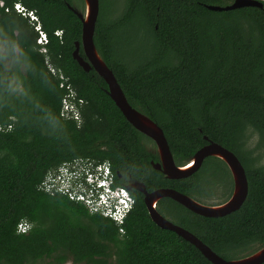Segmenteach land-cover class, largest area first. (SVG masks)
<instances>
[{
	"label": "trees",
	"instance_id": "16d2710c",
	"mask_svg": "<svg viewBox=\"0 0 264 264\" xmlns=\"http://www.w3.org/2000/svg\"><path fill=\"white\" fill-rule=\"evenodd\" d=\"M2 1L0 264H212L192 244L153 223L139 191H129L135 203L120 233L112 220L82 204L38 190L48 171L79 158L109 162L116 186H125L123 178L130 175L147 191L170 188L194 200L220 187L229 190L226 201L232 179L215 156L177 179L154 169L157 156L142 143L154 147L153 141L126 121L104 80L72 57L81 21L68 5L83 10V0ZM16 1L36 13L49 39L46 54L28 19L13 10ZM229 3L100 0L93 36L128 103L163 130L177 166L209 141L241 164L247 194L236 210L204 217L163 198L168 218L161 212L164 204L156 206L225 260L264 246V12L205 8ZM48 65L83 99L79 127L60 116L65 89ZM208 182L210 194L203 189ZM21 220L31 224L25 234L16 231Z\"/></svg>",
	"mask_w": 264,
	"mask_h": 264
},
{
	"label": "water",
	"instance_id": "95a60500",
	"mask_svg": "<svg viewBox=\"0 0 264 264\" xmlns=\"http://www.w3.org/2000/svg\"><path fill=\"white\" fill-rule=\"evenodd\" d=\"M83 3V12L68 5V8H70L81 21V38L80 41L75 42L72 57L85 72H89L93 69L104 80L108 87V95L113 100L126 121L154 142L158 154V162H151L154 169L160 171L168 179H177L194 173L200 167L204 158L208 156H215L227 165L233 182V189L230 197L226 201L219 203L220 206L205 205L170 188H163L153 192H148L142 183L139 182L132 183L127 187V189H135L143 194L144 205L153 223L161 229L174 232L179 237L192 244L212 264H237L240 262H244V264L263 263L264 246L248 255V257L245 256L246 258L242 257L239 259L225 260L216 254L209 246L198 239L193 233L168 221L158 213L155 206L156 202L152 204L153 200L157 197L169 198L191 212L204 217L222 216L236 210L243 202L247 194V181L244 170L232 152L211 141L202 146L183 166H177L175 164L163 130L147 115L137 111L128 103L123 91L114 77L113 72L108 68L96 51L93 36L99 9L98 0H83ZM242 7H256L262 9L264 12L263 3L260 0H233L226 6L205 5V8L212 11H227ZM80 47L82 49L83 56L79 52ZM144 118H146L157 131H155L154 128L146 127ZM204 139L208 140L206 136H204ZM238 180L240 181V184L238 183ZM222 207L225 208L220 209ZM257 255H260L258 259L246 263V261Z\"/></svg>",
	"mask_w": 264,
	"mask_h": 264
},
{
	"label": "built area",
	"instance_id": "2783aa9c",
	"mask_svg": "<svg viewBox=\"0 0 264 264\" xmlns=\"http://www.w3.org/2000/svg\"><path fill=\"white\" fill-rule=\"evenodd\" d=\"M0 6L4 2L0 1ZM13 10L28 19L37 33L36 43L40 46L39 51L46 54L48 36L42 29L36 13L27 9L19 1L13 4ZM8 12L9 8L6 7ZM55 36L61 39L62 32L55 31ZM47 63V60H46ZM48 69L53 75L61 79L60 87H64L65 94L61 100L60 116L66 120H72L79 127L82 122L81 108L83 99L77 97L76 92L63 76L51 66ZM114 174L107 161L93 162L88 159H73L63 162L55 170L48 171L41 182L38 190L50 195L62 194L69 200L82 204L90 213L100 214L112 220L123 233L122 225L125 218L134 207V198L124 186H116ZM31 228V224L21 220L16 228L17 233L25 234Z\"/></svg>",
	"mask_w": 264,
	"mask_h": 264
},
{
	"label": "rangeland",
	"instance_id": "374dc122",
	"mask_svg": "<svg viewBox=\"0 0 264 264\" xmlns=\"http://www.w3.org/2000/svg\"><path fill=\"white\" fill-rule=\"evenodd\" d=\"M233 0H229V2L231 3ZM260 1H262V2H264V0H260ZM229 3V4H230ZM99 6H100V0H99ZM74 7L78 10V11H81V12H83L84 11V7H83V10H80L79 9V7H78V5L75 3V5H74ZM255 140V138H253V141ZM144 144L147 146V147H149V146H151L152 147V149H154V147H153V145L151 144V142H144ZM251 144H253V143H251ZM226 184H227V186L228 187H230L231 186V181L229 180V179H226V182H225ZM224 183V184H225ZM211 186V182H208V184L205 186V187H203V189H204V191L205 192H207V193H211L212 191H213V187H210ZM228 192H229V190L228 191H226L225 192V189L224 188H220V187H217L216 188V191H213V193L209 196V197H207L206 199H202L201 200V198L202 197H200V200H196V201H198V202H200V203H203V204H205V205H216V204H218V203H221V201H223L226 197H227V194H228ZM160 204L162 203V204H164L165 202L164 201H160L159 202ZM160 204H159V206H160ZM163 207L161 208L162 209V214L164 215V216H166V217H168L169 218V213H168V207H166V204H164V205H162ZM248 253H250L249 251H246L245 253H243L244 255L245 254H248ZM66 264H71L70 262H67Z\"/></svg>",
	"mask_w": 264,
	"mask_h": 264
},
{
	"label": "flooded vegetation",
	"instance_id": "af4514ba",
	"mask_svg": "<svg viewBox=\"0 0 264 264\" xmlns=\"http://www.w3.org/2000/svg\"><path fill=\"white\" fill-rule=\"evenodd\" d=\"M72 7H74V6H72ZM75 8V7H74ZM80 50L82 51V49H81V47H80V49H79V52H80ZM83 53V52H82ZM143 144H144V142H142ZM153 144H154V142H153ZM144 146H145V148L147 149V151H149V152H151L152 154H156V156H157V161L156 162H158V154H157V151H156V147H155V144H154V149H152V147L151 146H149V147H147L145 144H144ZM228 168V167H227ZM229 170V169H228ZM230 172V171H229ZM231 175V174H230ZM124 179V181H125V188L127 189V187L129 186V185H131L132 183H134V182H139V183H142V182H140V181H138V180H134V179H132L131 177H130V175L129 176H127V177H124L123 178ZM232 179V178H231ZM142 185L144 186V184L142 183ZM144 188H145V186H144ZM146 189V188H145ZM232 189H233V182H232ZM128 190V189H127ZM131 190H135V189H129L128 191H131ZM137 191V190H136ZM155 191V190H154ZM148 192H153V191H148ZM130 193V192H129ZM231 193H232V190H231ZM231 195V194H230ZM230 195H229V197H230ZM228 197V198H229ZM163 198H161L158 202H157V204L162 200ZM224 202V201H223ZM222 203V202H221ZM157 204H155L156 206H157ZM219 204V203H218ZM261 247H263V246H261ZM261 247H259L258 249H260ZM257 249V250H258ZM256 250V251H257ZM252 253H254V251L253 252H251V253H248V254H242V255H240L239 257H237V258H233V259H239V258H241V257H245V256H248V255H250V254H252ZM67 263V262H66ZM65 263V264H66ZM71 263V262H70Z\"/></svg>",
	"mask_w": 264,
	"mask_h": 264
},
{
	"label": "bare ground",
	"instance_id": "6f19581e",
	"mask_svg": "<svg viewBox=\"0 0 264 264\" xmlns=\"http://www.w3.org/2000/svg\"><path fill=\"white\" fill-rule=\"evenodd\" d=\"M144 122H145V124H146V127H148V128H154V126H153L150 122H148V120H147L146 118H144ZM154 130L157 131L155 128H154ZM238 183L240 184V181H239V180H238ZM237 195H238V192H237ZM160 199H161L160 197L155 198V199L153 200L152 204H154L155 202H156V204H157V202H158ZM155 206H156V205H155ZM208 206H220V204H216V205H208ZM223 208H225V207H222V208H220V209H223ZM259 256H260V255L255 256L254 258H252V259L246 261V263H249V262H251V261H253V260H255V259H258ZM246 257H248V256H246ZM246 257H243V258H246ZM241 258H242V257H241ZM237 264H244V262H240V263H237Z\"/></svg>",
	"mask_w": 264,
	"mask_h": 264
},
{
	"label": "clouds",
	"instance_id": "9594fccd",
	"mask_svg": "<svg viewBox=\"0 0 264 264\" xmlns=\"http://www.w3.org/2000/svg\"><path fill=\"white\" fill-rule=\"evenodd\" d=\"M11 53H7V55H10ZM6 58L5 52L0 49V61L4 60Z\"/></svg>",
	"mask_w": 264,
	"mask_h": 264
}]
</instances>
